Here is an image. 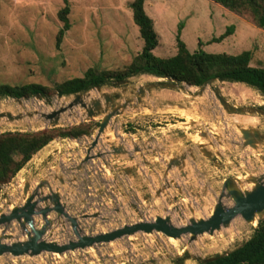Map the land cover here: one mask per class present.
I'll list each match as a JSON object with an SVG mask.
<instances>
[{"label":"rangeland","instance_id":"1","mask_svg":"<svg viewBox=\"0 0 264 264\" xmlns=\"http://www.w3.org/2000/svg\"><path fill=\"white\" fill-rule=\"evenodd\" d=\"M131 1L67 0L70 26L57 46V32L62 27L58 11L64 6V0H0V83L20 85L34 82L53 88L66 79L82 76L88 68L123 69L141 49L142 43L138 27L132 19ZM144 10L153 20L158 34L159 44L154 50L156 55L175 52V37L180 22V38L191 51L197 48L199 37L209 40L224 31L228 24H233L235 29L232 34L221 42L205 44L203 49L227 53L250 49L251 64L264 67V29L258 28L244 15L236 14L212 0H145ZM115 81L118 80L109 81L103 91L120 92L162 80L135 75L129 78L127 84L113 88L112 82ZM218 85L231 102L264 107V97L252 87L230 82H219ZM173 92L180 91L155 88L151 95L144 98L142 105L111 119L107 132L114 141L126 143L131 150L133 145L143 150L132 151L130 157L125 154L109 155L105 162L89 160L81 171H71L70 168L76 165L84 152L82 144L88 139L85 135L76 141L71 137H55L3 185L0 211L7 209L8 200L12 204L21 202L22 182L26 179L32 180L34 186L38 179L49 176L53 185H59L66 210L71 215L99 211L107 217L106 220L81 219L82 228L93 234L137 219L151 220L153 212L164 213L168 197L175 200L186 198L197 210H202H199L200 213L206 214L224 178L262 172L260 156H264V146L242 148L237 125L254 126L264 131V115L226 113L212 97L202 100L181 92L184 94L181 100ZM203 96L207 97V93ZM168 97L177 102H167ZM48 99L50 102L47 104L44 99L31 96L22 98V104L25 101L45 111L40 106L48 107L63 98L53 93ZM6 109L19 112L11 97L0 98V111ZM75 110L76 116L70 115L68 110L62 114V119L80 116ZM100 117L83 122H98ZM242 119L250 121L243 124ZM36 123L37 119L9 122L3 118L0 120V133L41 130ZM74 124L78 123L70 121L56 127ZM207 130L217 132V138L209 133L207 141L213 143L211 151L219 154L208 159L198 150L194 151L195 162L187 158L186 178L181 177L176 168L166 175L167 160L197 145L201 138L199 133ZM125 168L129 169L128 173L123 172ZM53 175L64 177V184L54 180ZM170 180L182 188V195L171 185L165 190L166 196L164 193L155 198L156 189ZM205 186L206 194L198 199L195 193L206 191ZM200 200L205 203L204 207L200 205ZM54 216L55 213L51 212L50 217ZM236 219L239 221L234 228L232 226V229L236 228L233 235V230H224L213 237L205 236V242H193L187 250H183L182 243L169 241L164 235L137 233L58 256L43 253L32 258H14L5 254L0 256V264H120L121 261L124 264H197V258L223 253L251 236L254 228L241 217ZM230 233L232 236L228 235ZM56 235L63 241L75 238L69 226L64 229L58 226ZM182 254L186 256L185 260L176 263V258Z\"/></svg>","mask_w":264,"mask_h":264},{"label":"water","instance_id":"2","mask_svg":"<svg viewBox=\"0 0 264 264\" xmlns=\"http://www.w3.org/2000/svg\"><path fill=\"white\" fill-rule=\"evenodd\" d=\"M136 75H148L162 81L140 84L130 90L124 89L120 92L116 90L111 92L103 91L102 88L109 83L95 85L84 91L67 95H57L58 98L62 97L63 99L48 107L45 105L40 106L45 108V111H40L34 105H29V103L23 105L22 98L11 97L13 102L16 103L19 112L13 113L10 110L11 108L8 107L10 109L0 111V120L4 118L9 122H13L25 118L28 120L37 119L38 123L36 124L40 126L38 128L44 129L61 126L70 121L80 123L101 115L92 132L89 135H85L88 141L82 144L84 152L80 160L74 167L70 168L71 171H81L89 160L98 159L105 162V158L109 155H129L132 151L137 152L143 150V148L137 145H133V150H131L126 143L114 141L107 131L109 123L114 116L121 115L129 109H136L137 106L142 105L144 98L151 95L152 90L158 87L174 91L179 90L180 92H173V94L180 96L181 100L183 98L182 95H184L181 92H185V96L201 98L202 100L212 97L226 113H257L261 116L264 115V107H261V105L246 106L231 102L221 90V86L218 85L219 82H230L227 80L211 77L200 84L190 85L167 75L156 76L147 73ZM132 76L112 82V87L116 88L127 84L129 78ZM230 83L246 85L242 82ZM205 92L207 93V97L203 96ZM32 96L38 99H44L47 104L50 102L48 96H43L41 93H36ZM166 99L167 102H177L171 100L169 97ZM55 106L57 107L55 108ZM71 108L77 109L82 115L73 118L68 116V120H63L62 114ZM237 129L240 133L239 137L242 148L250 147L258 149L259 145L264 146V131L254 126L245 125H237ZM209 133H212L217 138V132L212 130L200 132L199 136L201 138L195 134L200 138V141H198L197 145L186 149L185 152L170 157L166 162L165 174L167 175L169 170L176 168L178 174L186 178L184 170L187 158L189 157L195 162V158L193 157L194 151L197 152L198 150L202 156L208 159L216 157L219 153L211 151V145L213 143L207 141L210 137ZM61 138L65 139L68 137ZM71 139L76 141L77 138ZM51 141L53 139L37 150L25 164ZM260 160L263 165L262 172L258 174L248 173L243 177L232 175L224 178L217 197L213 205L206 210V214L200 213V209L197 210L195 205L187 201L186 198L182 197L180 200H175L168 197L165 199L167 207H164V213L153 212L151 220L137 219L136 221L124 223L111 230H104L93 234H88L82 228L81 219L100 218L101 220H106L107 217L103 216L101 212L94 211L71 215L66 210V202L62 199L59 185H53L49 176L38 179L34 186L32 185V180L26 179L22 182L21 202L12 204L8 200L6 201L7 209L0 211V256L8 254L14 258L23 256L32 258L43 253H51L58 256L69 251L93 248L96 244L110 243L124 236L129 237L137 233H158L164 235L169 241L173 240L182 243L185 248L183 250H187L188 246L193 242H205V236L213 237L214 235H218V233L221 234L224 230H233V235L236 228L232 229V226L233 228L236 226V221H239L236 219L238 217H241L247 225L252 226L255 230L259 222L264 219L263 155L260 156ZM24 165L17 172L22 170ZM128 171V168L123 169L124 173H128ZM53 179L58 180L61 185L65 182V178L62 176L53 175ZM3 185H0V192ZM171 185L177 190L178 194L182 195V188L174 180H170L156 189L155 198L164 195L165 190L171 188ZM204 188L206 191L195 193L198 199L204 197L206 194L207 187L205 186ZM200 205L204 207L205 203L200 200ZM51 212L55 213L54 217H50ZM37 216H39V219H36ZM58 226H61L63 229L69 226L75 238L67 239L66 241L60 240L56 235ZM241 244L223 253L197 258V264H202L219 256L226 255L233 249L241 246ZM185 258L186 256L184 254L179 255L175 262L182 263ZM149 261L153 262V259ZM120 264H124V262L121 261Z\"/></svg>","mask_w":264,"mask_h":264},{"label":"trees","instance_id":"3","mask_svg":"<svg viewBox=\"0 0 264 264\" xmlns=\"http://www.w3.org/2000/svg\"><path fill=\"white\" fill-rule=\"evenodd\" d=\"M145 0H132L129 4L132 19L138 27L142 40L141 49L130 62L117 70H98L88 68L82 76L66 79L53 88L39 83L29 82L20 85L0 83V97L29 98L41 93L43 96L67 95L84 91L95 85H102L111 80H120L128 76L147 73L156 76L167 75L190 85H197L204 80L217 77L230 82H242L256 89L264 96V67L251 64L252 51L244 49L238 53L207 52L205 44L221 42L234 32V25L228 24L224 31L213 35L209 40L197 41V48L189 50L180 38L182 22L177 25L175 52L159 56L154 53L158 47V34L153 20L144 10ZM236 14L250 18L258 28L264 29V0H212ZM69 5L58 11L62 27L57 32L56 45L68 30ZM97 122L88 121L67 127L44 128L36 131H7L0 133V185L10 181L16 172L42 146L55 137L79 138L89 135ZM202 264H264V219L259 222L248 240L228 254L219 256Z\"/></svg>","mask_w":264,"mask_h":264},{"label":"bare ground","instance_id":"4","mask_svg":"<svg viewBox=\"0 0 264 264\" xmlns=\"http://www.w3.org/2000/svg\"><path fill=\"white\" fill-rule=\"evenodd\" d=\"M165 96V95H164ZM23 103V102H22ZM24 105H26V102H24ZM53 105V104H52ZM56 108V107H55ZM40 111H42L41 109H39ZM70 112H69V114L70 115H72V116H76L77 115V111L74 109V108H71L70 110H69ZM79 115H82V113L79 111V113H78ZM66 116V115H65ZM71 116V117H72ZM68 117V116H67ZM64 120H65V118H64ZM248 121H250V120H247V119H242V122L241 123H243V124H245V123H248ZM250 124V123H249ZM228 235H230L231 236V233L230 234H228Z\"/></svg>","mask_w":264,"mask_h":264},{"label":"crops","instance_id":"5","mask_svg":"<svg viewBox=\"0 0 264 264\" xmlns=\"http://www.w3.org/2000/svg\"><path fill=\"white\" fill-rule=\"evenodd\" d=\"M199 38H200V37H199ZM199 38H198V39H199Z\"/></svg>","mask_w":264,"mask_h":264}]
</instances>
